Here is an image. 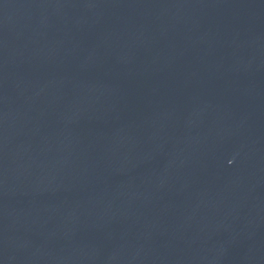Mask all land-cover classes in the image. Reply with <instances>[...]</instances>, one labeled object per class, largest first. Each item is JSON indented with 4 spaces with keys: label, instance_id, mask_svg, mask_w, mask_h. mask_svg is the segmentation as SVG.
<instances>
[{
    "label": "water",
    "instance_id": "obj_1",
    "mask_svg": "<svg viewBox=\"0 0 264 264\" xmlns=\"http://www.w3.org/2000/svg\"><path fill=\"white\" fill-rule=\"evenodd\" d=\"M0 127L264 165V0H0Z\"/></svg>",
    "mask_w": 264,
    "mask_h": 264
},
{
    "label": "clouds",
    "instance_id": "obj_2",
    "mask_svg": "<svg viewBox=\"0 0 264 264\" xmlns=\"http://www.w3.org/2000/svg\"><path fill=\"white\" fill-rule=\"evenodd\" d=\"M229 163H231V161H229Z\"/></svg>",
    "mask_w": 264,
    "mask_h": 264
}]
</instances>
